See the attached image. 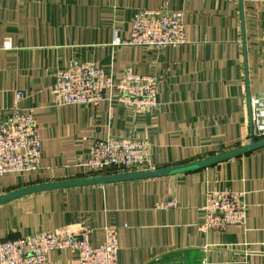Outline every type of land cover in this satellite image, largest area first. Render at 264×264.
Returning <instances> with one entry per match:
<instances>
[{
  "label": "crops",
  "instance_id": "1",
  "mask_svg": "<svg viewBox=\"0 0 264 264\" xmlns=\"http://www.w3.org/2000/svg\"><path fill=\"white\" fill-rule=\"evenodd\" d=\"M144 9L183 11L187 42L154 48L114 44ZM6 41L11 47H5ZM74 62L118 79L126 68L157 79V107L139 113L118 91L96 105H57L58 70ZM18 92L23 98L17 101ZM264 99V0L0 1V120L31 113L42 140L37 171L0 175V197L41 184L110 174L85 165L90 144L143 139L156 168L192 164L246 145L250 98ZM140 171V170H139ZM245 194L247 223L200 226L210 190ZM175 201V206L160 205ZM84 223L93 245L119 230L118 264H264V147L164 176L55 188L0 203V236L16 239ZM46 264H79L70 249Z\"/></svg>",
  "mask_w": 264,
  "mask_h": 264
},
{
  "label": "built area",
  "instance_id": "2",
  "mask_svg": "<svg viewBox=\"0 0 264 264\" xmlns=\"http://www.w3.org/2000/svg\"><path fill=\"white\" fill-rule=\"evenodd\" d=\"M0 1L20 3L30 0ZM186 42L183 11H138L132 18L130 38L122 40L117 34L114 36V44L139 47L166 48ZM5 47H11V42L6 41ZM157 82L155 77L137 74L132 68H126L116 79L96 65L74 62L70 67L58 70L53 90L55 103L62 106L96 105L103 99L105 90L118 91L124 103L139 113H146L157 107ZM22 98L23 92H18L17 101ZM249 102L253 133L246 144L264 139V99L257 95L252 96ZM42 157V140L31 113L18 111L0 120V175L37 171L41 168ZM85 165L89 170L108 175L148 170L153 163L147 140L109 136L90 144ZM175 203L169 201L160 206L169 208ZM204 210L206 217L200 226L204 232L210 229L222 231L229 225L247 223V204L245 194L241 192L210 190ZM119 230L105 227L103 242L96 246L90 239L92 228L84 223L16 239L0 236V264H46L50 252L63 249L75 252L79 264H118Z\"/></svg>",
  "mask_w": 264,
  "mask_h": 264
},
{
  "label": "water",
  "instance_id": "3",
  "mask_svg": "<svg viewBox=\"0 0 264 264\" xmlns=\"http://www.w3.org/2000/svg\"><path fill=\"white\" fill-rule=\"evenodd\" d=\"M263 147H264V139H261L257 141H251L249 144H246L244 146H240L233 150L223 152L218 155L211 156L209 158H206L201 161H197V162H194L188 165L170 167V168H156L152 170L148 169V170H140V171H129V172L116 173V174H112L109 176H97V177H92V178H87V179L30 186V187L22 188L20 190L11 192L5 196L0 197V203H3L10 199L17 198L25 194L45 191V190H50V189H55V188L85 185V184H94V183H106V182L122 181V180H128V179L150 178V177L164 176V175H168L172 173L193 170L197 168H203V167H207L213 164H217L222 161L229 160L234 157L247 154L249 152H252L254 150H257Z\"/></svg>",
  "mask_w": 264,
  "mask_h": 264
}]
</instances>
